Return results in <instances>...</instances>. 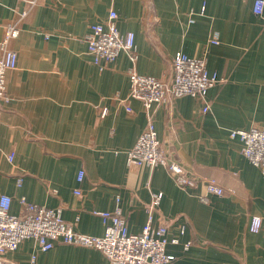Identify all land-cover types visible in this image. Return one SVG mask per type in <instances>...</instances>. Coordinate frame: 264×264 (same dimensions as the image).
<instances>
[{"label":"crops","instance_id":"0c3cea01","mask_svg":"<svg viewBox=\"0 0 264 264\" xmlns=\"http://www.w3.org/2000/svg\"><path fill=\"white\" fill-rule=\"evenodd\" d=\"M253 2L0 0V41L8 24L19 27L8 42L16 60L0 116V193L12 198L10 212H22L23 196L60 207L76 231L99 236L104 226L93 210L118 205L130 233L149 216L153 227L167 221L166 252L179 264H264V166L251 164L229 136L264 123V8L255 14ZM110 10L120 33H134L137 59L121 51L100 68L85 36ZM213 32L218 43L210 42ZM175 52L204 57L220 78L205 96L207 111L190 95L150 109L129 96L130 69L163 78ZM149 120L164 150L201 179L194 186L179 187L161 165L127 163ZM202 179L224 193H208ZM155 192L162 196L151 209ZM252 216L262 220L257 232L249 230ZM5 256L17 264L107 263L93 247L58 241L43 251L33 239Z\"/></svg>","mask_w":264,"mask_h":264},{"label":"built area","instance_id":"2783aa9c","mask_svg":"<svg viewBox=\"0 0 264 264\" xmlns=\"http://www.w3.org/2000/svg\"><path fill=\"white\" fill-rule=\"evenodd\" d=\"M264 0H254L253 12L262 14ZM204 11V4L200 12ZM22 16L26 14L23 11ZM116 12L110 10L105 24L93 23L85 36L87 51L92 56L93 62L103 68L106 63L112 62L121 51H125L131 61H136L134 33L131 31L120 33L116 24ZM192 20V19H190ZM19 33L15 23L6 26L5 36L0 41V116L1 102L7 101L6 72L15 67L16 54L8 42ZM210 42L218 43V36L213 32ZM129 96L142 102L145 108L161 104L171 98L190 95L200 98L203 102L202 111L208 110L205 100L208 89L220 81L215 73H209L204 57L189 56L183 52H175L171 58L169 70L165 77L145 75L130 69ZM106 114V109L101 110V116ZM231 138H237L241 144L240 152L254 166H264V123L256 124L247 129H235L229 132ZM129 165H161L166 168L175 183L182 188L192 187L201 179L195 177L187 170L186 166L175 157L166 152L157 136L152 120H149L136 142L126 150ZM13 154L8 155L12 160ZM84 171L77 174L78 181L82 180ZM203 180V179H202ZM205 180V179H204ZM203 180V181H204ZM21 179H18V185ZM208 193L221 195L224 190L215 180L206 179ZM51 192H55L51 189ZM78 193V190H75ZM162 193H152L151 209L158 204ZM12 198L0 193V264H17L5 256L8 251L15 250L24 239H33L40 250H48L55 242H64L96 248L106 256V264H179L175 256L166 252L168 238L167 221H162L153 227L151 216L136 233L127 229L126 219L121 208L116 205L112 210H93L94 214L101 217L104 232L102 235L93 236L76 231L71 224L66 222L61 213V208H51L45 205L27 201L21 196L19 202L23 206L20 214L10 212ZM261 218L252 216L249 230L259 231ZM184 229V225L181 226ZM177 243L176 239L170 240ZM190 242L184 244L185 247ZM34 255L31 261L34 262Z\"/></svg>","mask_w":264,"mask_h":264}]
</instances>
